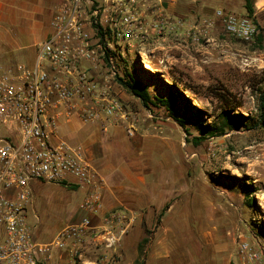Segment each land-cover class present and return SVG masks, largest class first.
Here are the masks:
<instances>
[{"label": "rangeland", "instance_id": "374dc122", "mask_svg": "<svg viewBox=\"0 0 264 264\" xmlns=\"http://www.w3.org/2000/svg\"><path fill=\"white\" fill-rule=\"evenodd\" d=\"M62 1L53 0L50 19ZM190 1L188 9L195 11ZM203 2L215 3L216 7H205L207 10L246 14L244 0ZM254 18L264 28V5L254 8ZM139 49L142 55L126 58L124 77L147 86L153 99L165 98L175 90L179 94L178 117L189 130L186 133L170 119L163 106L150 105L157 127L152 130L153 137L158 142L153 143L151 152L146 150L149 154L141 144L142 162L151 166L155 184L165 180L169 190L174 186V201L182 198V205H176L167 216L155 209L152 229L143 218L142 232L132 235L120 253L106 247L103 237L93 241L88 234L76 255L56 250L49 264H68L72 258L80 264H148L147 256L153 251L167 255L165 263L154 264H264V109L260 108L264 100V38L245 42L226 35L218 26L196 41L164 37L149 40ZM25 62L19 63L28 65ZM114 83L121 85L119 78ZM138 103L136 111L147 113ZM227 110L240 116L238 125L219 134L215 128ZM165 136L166 159L160 147ZM240 183L250 186V195ZM68 187L33 184L27 220L36 241L50 243L60 230L80 219L78 193L73 192L76 187ZM143 239L147 242L140 253ZM240 242L248 243L258 254L257 261L243 259ZM85 246H89L90 255Z\"/></svg>", "mask_w": 264, "mask_h": 264}, {"label": "built area", "instance_id": "2783aa9c", "mask_svg": "<svg viewBox=\"0 0 264 264\" xmlns=\"http://www.w3.org/2000/svg\"><path fill=\"white\" fill-rule=\"evenodd\" d=\"M171 1L63 0L34 63H0V264H49L56 250L76 255L91 232L112 248L133 226L136 216L126 209L92 224L102 210L104 180L81 147L58 137L59 125L74 118L102 127L125 122L132 135L135 119L111 91L115 79L127 78L128 55H142L139 48L152 39L196 41L218 26L245 42L258 35L245 15L216 10L211 18L192 20L172 14ZM44 183L84 191L80 219L50 243L36 241L27 220L32 186ZM239 252L249 263L259 258L245 242ZM68 264L80 263L72 258Z\"/></svg>", "mask_w": 264, "mask_h": 264}, {"label": "crops", "instance_id": "0c3cea01", "mask_svg": "<svg viewBox=\"0 0 264 264\" xmlns=\"http://www.w3.org/2000/svg\"><path fill=\"white\" fill-rule=\"evenodd\" d=\"M188 1L172 0L168 10L176 16L192 20L213 16L215 11L207 8L209 6L213 8L215 3L207 4L203 0H191L196 8L195 11H190L186 4ZM52 4L53 0H0V63L4 65H12L20 61H26L28 65L34 63L36 46L41 43L36 44V41L45 40L50 33L48 11ZM261 5H264V0H254L257 9ZM111 91L123 102L129 120L135 119L131 136L126 132L125 122L112 121L108 126L102 127L100 124L84 123L79 118H74L59 125L58 137L81 147L93 169L104 180L102 210L92 218L93 224L99 225L102 218L115 209H126L135 214L136 219L130 231L128 230V234L113 247L115 252L120 253L121 248H124L132 235L142 232L143 218L147 228L152 229L155 209L156 212H164V216H167L176 205L181 206L184 199L179 198L174 201V186L172 185L169 190L165 180L161 181L160 186L158 183L155 184L151 166L142 162L144 151L140 148L141 144L145 145V153H147L152 151L153 143L158 142L153 137L152 130L157 127L152 120L151 107L147 108V113L137 112L140 100L123 89L122 85L113 83ZM140 136H143L142 139ZM162 138L160 147L164 150V159H166L167 136ZM164 162L165 160H163V168L166 172L167 166ZM159 187L161 189L157 192ZM73 192L78 193L77 205H79L84 197V191L76 189ZM171 201L174 203L171 204ZM76 212L78 217H81L80 210L77 209ZM91 235L93 241L101 237L92 232L89 237ZM84 248L87 250L85 253L88 254L89 246ZM166 257L167 255L153 251L147 256V263H165ZM104 258L107 259V256Z\"/></svg>", "mask_w": 264, "mask_h": 264}, {"label": "trees", "instance_id": "16d2710c", "mask_svg": "<svg viewBox=\"0 0 264 264\" xmlns=\"http://www.w3.org/2000/svg\"><path fill=\"white\" fill-rule=\"evenodd\" d=\"M244 2H245V4H244L245 12H246L245 16H247L248 18H251L253 20V22L256 24V26L258 28V35L256 36V40L258 42H261L264 38V28L259 26V24L255 21V18H254V8H255L254 7V1L253 0H244ZM127 78H125V79L119 78L121 85L132 96L138 98L144 107L148 108L150 105L156 106V104L163 106L165 108L166 112L168 113L169 118L172 119L173 121H175L180 127H182L186 133L189 132L188 128L185 126V121L178 117L176 107L178 104L179 94L175 90L169 91L165 98L153 99L150 95V92H149V89L147 86L142 85L139 81L134 80V79L130 78L129 76ZM223 98L225 99V97H223ZM260 108H261V110L264 109L263 98L261 99ZM262 117H264V113H262ZM239 118H240V116L231 115V110L225 111L222 114V123L220 126L215 128V131H217L219 134H222L228 129L237 128ZM209 134H212V133H209ZM194 141L197 142L198 140L194 139ZM62 185L65 186L64 184H62ZM240 186L242 187L243 190L246 191L247 195L251 194V188L249 185L247 186L244 183H240ZM68 189L69 190H75V187L70 186V187H68ZM146 242H147V239H143L142 243L139 245L138 250L140 253L142 252V247H143L142 245Z\"/></svg>", "mask_w": 264, "mask_h": 264}]
</instances>
